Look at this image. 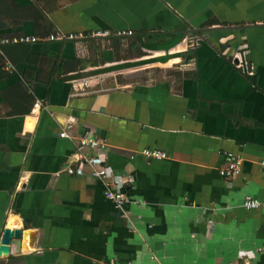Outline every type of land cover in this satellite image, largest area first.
I'll use <instances>...</instances> for the list:
<instances>
[{
    "label": "crops",
    "instance_id": "1",
    "mask_svg": "<svg viewBox=\"0 0 264 264\" xmlns=\"http://www.w3.org/2000/svg\"><path fill=\"white\" fill-rule=\"evenodd\" d=\"M57 31L75 37L0 47V237L37 231L0 264H264V0H0V36ZM243 41L251 77L227 59Z\"/></svg>",
    "mask_w": 264,
    "mask_h": 264
},
{
    "label": "built area",
    "instance_id": "2",
    "mask_svg": "<svg viewBox=\"0 0 264 264\" xmlns=\"http://www.w3.org/2000/svg\"><path fill=\"white\" fill-rule=\"evenodd\" d=\"M130 33V31H127ZM75 35L73 34H65L62 32H54L47 35L45 38H41L35 35H19L15 37H3L0 36V47L2 45L13 43V42H22V43H32L39 40H65L72 39ZM246 47L242 44L238 50H236L232 57L231 62L234 67L240 71V73L252 76L253 68L248 63V60L245 57ZM43 103L41 101H35L34 107H41ZM60 136L69 137V134L66 130H61L59 132ZM75 150L79 156V159L88 166L89 173L91 176L103 179L107 176V169L103 165V158L98 155L97 150L103 148L104 142L95 135L91 130L83 131L75 143ZM139 154H141L145 158L150 159H161L166 158L167 154L165 151L152 148V147H144L140 149ZM225 165L220 169V174L224 177H229L234 173L238 172L241 165V158L238 155L232 154L231 152L224 153ZM260 169L264 173V158H262L259 162ZM67 172L72 173L75 171L72 167H66ZM120 179L112 176L110 181H107L106 188L104 190V196L111 200L115 207H121L127 200L128 197L122 193L121 191L115 189V186L120 184ZM262 206V203L251 196H246L242 203L241 207L244 209H256ZM264 206V205H263ZM264 251V248H261ZM235 264H253L247 258H239L235 261Z\"/></svg>",
    "mask_w": 264,
    "mask_h": 264
},
{
    "label": "water",
    "instance_id": "3",
    "mask_svg": "<svg viewBox=\"0 0 264 264\" xmlns=\"http://www.w3.org/2000/svg\"><path fill=\"white\" fill-rule=\"evenodd\" d=\"M14 239L20 240L21 248L27 250L35 246L37 231L34 228H4L0 237V255H5L9 252L11 242Z\"/></svg>",
    "mask_w": 264,
    "mask_h": 264
},
{
    "label": "flooded vegetation",
    "instance_id": "4",
    "mask_svg": "<svg viewBox=\"0 0 264 264\" xmlns=\"http://www.w3.org/2000/svg\"><path fill=\"white\" fill-rule=\"evenodd\" d=\"M130 33H131V31H130ZM129 33V34H130ZM242 44H244L245 45V47H246V52H245V57H246V59H247V53H248V45H247V43L245 42V41H243V42H241L240 43V45H238L233 51H231L230 53H229V56H228V61L232 64V62H231V57H232V55H233V53L236 51V50H238L239 49V47L242 45ZM249 63V62H248ZM233 65V64H232ZM251 65V64H250ZM233 67H234V65H233ZM252 68H253V66H252ZM240 72V71H239ZM243 75H245V74H243ZM253 75H254V69H253ZM252 75V76H253ZM245 76H247V77H251V76H248V75H245Z\"/></svg>",
    "mask_w": 264,
    "mask_h": 264
}]
</instances>
